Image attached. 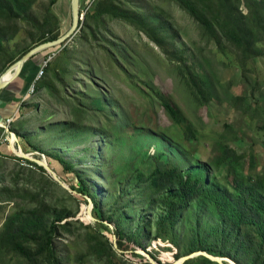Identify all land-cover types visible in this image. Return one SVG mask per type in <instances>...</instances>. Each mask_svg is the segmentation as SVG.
Here are the masks:
<instances>
[{
    "label": "rangeland",
    "instance_id": "rangeland-1",
    "mask_svg": "<svg viewBox=\"0 0 264 264\" xmlns=\"http://www.w3.org/2000/svg\"><path fill=\"white\" fill-rule=\"evenodd\" d=\"M95 1L79 0L74 35L55 50L35 57L42 62L51 53L43 78L34 85L33 93L23 98L25 104L18 106L11 125H6L18 135L14 134L16 148L46 163L45 154H51L71 164L97 195L102 213L113 205L121 190L125 199H134L127 182L135 170H130L128 161L135 153L151 156L163 152L170 164L181 169L197 163L204 165L217 181L223 176H235L231 167L242 178L250 173L264 175V41L256 46L259 55L244 62L242 55L226 42L217 45L205 37L198 24L173 0H116L144 19L146 30L161 46L139 32L133 22L107 17L97 22L99 30L93 37L88 27L95 26L96 21L86 19L85 13L92 10ZM32 4L31 18L17 22V31L9 33L4 42L0 74L22 50L36 46L40 24L48 22L44 26L48 36H61L71 26V0H56L48 14V0H34ZM240 9L246 13L243 5ZM183 62L207 83L211 96L207 104L200 105L191 97L187 77L177 71ZM238 98L241 100L236 101ZM162 99L179 109L182 126L168 119ZM0 129V138L5 140L0 144V153L7 156H0V232L8 218L34 205L29 194L12 191L23 185L39 187L37 201L67 208L75 215L71 219L92 227V204L90 217L87 200L80 194H69L63 187L48 184L46 178L52 176L46 171L47 175L42 176L28 170L31 166L10 151L11 136ZM151 132L154 136L144 137ZM140 144L145 147L140 149ZM225 148L240 158L231 167L214 169L210 165ZM249 157L254 159L252 170ZM51 170L66 185H74V179H68L59 168ZM135 205L136 209L142 207L134 215L135 237L149 257L161 264L184 256L187 235L195 221L203 231L215 222L212 210L198 203L183 215L171 242L172 236H165L166 240L155 237L154 223L161 211L145 197ZM83 232L80 226L69 233L60 232L55 244L61 264H104L86 257ZM101 233L116 244L115 235ZM115 246L117 264L149 262L128 239L122 241L121 249ZM0 264L26 263L5 252L0 254Z\"/></svg>",
    "mask_w": 264,
    "mask_h": 264
},
{
    "label": "trees",
    "instance_id": "trees-1",
    "mask_svg": "<svg viewBox=\"0 0 264 264\" xmlns=\"http://www.w3.org/2000/svg\"><path fill=\"white\" fill-rule=\"evenodd\" d=\"M33 1L0 0L1 53H5L4 42L9 33L17 31V22H25L31 18L30 9ZM55 1L48 0L47 14ZM173 1L198 24L202 34L210 41L217 45H220L222 41L226 42L236 53L242 55L244 62L255 59L259 55L256 46L264 41V0ZM241 5L246 9L245 14L240 9ZM105 17L133 22L139 32L145 33L149 39L151 38L161 46L160 41L150 36L146 30L147 23L144 19L136 12L123 8L122 4L116 0H96L92 10L85 13L86 19L92 18L96 21L95 26L88 27V32L93 37L99 30L97 22L103 21ZM50 18L54 20L53 16ZM47 23L45 22V25ZM45 25H39L40 35L36 38L35 45L58 38L59 34L57 33L48 36V30L44 28ZM32 48L28 47L22 50L17 58L7 62L5 69ZM47 57L42 58L40 64ZM47 64L43 68V74L46 72ZM177 71L180 75L187 77L189 93L195 102L200 105L207 104L211 97L207 83L199 75L193 73L184 62L178 65ZM38 83L39 79L35 85ZM237 100H241V98ZM160 102L171 123L182 126V115L179 109L167 100L162 99ZM24 104L25 101H22L21 105ZM10 130L18 137L13 128L10 127ZM2 131L0 129V133ZM151 136H154L152 132L144 134L145 138ZM138 147L141 149L145 146L140 144ZM0 156L3 155L0 153ZM137 156L135 153L128 161L131 162L130 170L135 169L127 182L132 186L134 199H125L124 192L121 190L114 199L113 205L106 207L102 213L97 195L90 190L81 175L73 170L72 165L57 155L45 154L47 165L52 169L59 168L68 179H74V185L66 183L83 199L86 197L90 199L91 214L95 220L93 228L71 219L75 215L67 208L37 201L41 194L39 187L30 188L23 185L12 191L16 194H29L34 205L28 211L21 212L5 221L0 232V254L6 252L19 257L26 264H61L56 251V238L59 237L60 232L69 233L71 229L80 226L85 230L81 238L85 244L86 257L91 261H102L104 264H117L113 244L101 233V230L115 235L118 249H121L122 241L128 239L136 245L138 250H146L141 247L135 237V231L132 230V224H135L134 215L137 211L142 210V207L136 209L135 202L143 201L145 197L150 205L161 211L154 223L155 237L166 240L165 236L169 238L172 236L171 242L174 230L190 207L204 203L212 210L215 222L208 224L206 230L200 229L198 220L190 227L184 256L203 251L214 257L228 258L235 264H264V175L250 173L246 178L237 175L235 168L231 166L234 162L237 163L240 156H236L235 152L228 148H225L216 161L210 165L217 170L221 166L233 169L235 176L232 178L223 176L220 181L209 176L208 169L204 165L197 163L181 169L179 166L170 164L163 152L151 156L145 152L140 153L136 159ZM19 160L27 163L29 167L31 166V169L28 170L40 172L42 176L47 175L45 170L34 162L23 158H19ZM139 163L143 164L141 169L138 167ZM249 168L250 170L254 169L252 157H249ZM22 169L26 168L22 167ZM46 182L58 188L60 186L50 177L46 178ZM65 192L69 193L67 190ZM85 216L89 218L87 212H85ZM106 223L109 225H105ZM94 225H97L98 228H95ZM110 227L112 229H109ZM175 259L178 260L179 256ZM177 260L169 264H175ZM155 261L161 264L156 259ZM182 264L218 263L203 255H198Z\"/></svg>",
    "mask_w": 264,
    "mask_h": 264
},
{
    "label": "water",
    "instance_id": "water-1",
    "mask_svg": "<svg viewBox=\"0 0 264 264\" xmlns=\"http://www.w3.org/2000/svg\"><path fill=\"white\" fill-rule=\"evenodd\" d=\"M71 15H72L71 26L66 33L59 36L55 40L48 41L45 43H41V44L34 46L32 49H30L28 52H26L19 60L14 62L2 74H0V91L5 89L11 81H13L17 77H19V75L21 74L22 68L26 65V63H28V60H32V57L37 56L44 51H48V50L60 47L62 44H64L67 41L68 38H70L74 35L76 27H77V23L79 21V0H71ZM9 72H12L11 79H9L7 81H2L1 80L2 75H5L6 73H9ZM5 106H6V103L3 102L2 100H0V109H3ZM0 125H1V128H3L5 130V132L8 135H10L11 138H13L16 141L14 133L9 131L8 127L6 126V118H4L1 114H0ZM18 157H21V158L26 159V160H30V161L34 162L35 164H37L38 166H41L49 175L52 176V179L54 181H56L61 187H63L69 193H73V194L76 193L74 190H72L68 185H66L63 181H61L56 176V174L51 170V168L47 165V163L45 161L33 159V158L29 157L28 154H23V153L19 154ZM85 199L87 200V203H88V215L91 217V214H90L91 201L87 197ZM90 219L94 220V218H92V217ZM115 245L116 244L114 243L113 246L116 247ZM137 252L143 253L144 255H146L149 259L150 264H158L151 257H149L148 253L145 250H140ZM198 255H203L206 258L210 259L211 261L217 262L218 264H224L223 262H226V261H230V262L234 263L233 261H231L228 258L214 257V256H211V255L203 252V251H197V252H194L192 254L183 256V257L179 258L176 263L182 264L184 261L191 259L193 257H196Z\"/></svg>",
    "mask_w": 264,
    "mask_h": 264
},
{
    "label": "crops",
    "instance_id": "crops-1",
    "mask_svg": "<svg viewBox=\"0 0 264 264\" xmlns=\"http://www.w3.org/2000/svg\"><path fill=\"white\" fill-rule=\"evenodd\" d=\"M32 60L30 63L28 62L29 64L26 63L19 77L11 81L5 89L0 91V100L6 103V106L0 109V114L6 119L14 116L18 106H21L23 98L27 94L28 87L34 80L36 69L40 66L41 62L36 61L35 58ZM16 149L20 150L19 147Z\"/></svg>",
    "mask_w": 264,
    "mask_h": 264
},
{
    "label": "built area",
    "instance_id": "built-area-1",
    "mask_svg": "<svg viewBox=\"0 0 264 264\" xmlns=\"http://www.w3.org/2000/svg\"><path fill=\"white\" fill-rule=\"evenodd\" d=\"M50 57H48L38 68L37 70V73L34 77V80L32 82V84L28 87V90H27V94L25 96H27L28 94H31L33 93V88H34V85H35V82L40 79L43 75V68L45 67L46 63H47V60L49 59ZM13 120L12 117L10 118H7L6 119V125L10 124L11 121ZM7 140V139H6ZM5 140L3 138H0V144H2Z\"/></svg>",
    "mask_w": 264,
    "mask_h": 264
},
{
    "label": "bare ground",
    "instance_id": "bare-ground-1",
    "mask_svg": "<svg viewBox=\"0 0 264 264\" xmlns=\"http://www.w3.org/2000/svg\"><path fill=\"white\" fill-rule=\"evenodd\" d=\"M11 77H12V72H9V73H6L5 75H2V81H7V80H9V79H11ZM0 127H1V125H0ZM11 147H10V150H11V152L14 154V155H19V154H22L23 152L22 151H19V150H17L16 148H15V140L13 139V138H11ZM24 154V153H23ZM26 154V153H25ZM146 256V255H145ZM226 262H228V263H230V264H234V263H232V262H230V261H226ZM175 264H177V263H175Z\"/></svg>",
    "mask_w": 264,
    "mask_h": 264
}]
</instances>
